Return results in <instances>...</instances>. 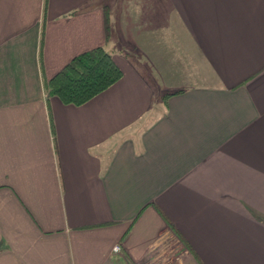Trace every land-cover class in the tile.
Wrapping results in <instances>:
<instances>
[{"label":"crops","instance_id":"obj_1","mask_svg":"<svg viewBox=\"0 0 264 264\" xmlns=\"http://www.w3.org/2000/svg\"><path fill=\"white\" fill-rule=\"evenodd\" d=\"M0 264H264V0H0Z\"/></svg>","mask_w":264,"mask_h":264},{"label":"trees","instance_id":"obj_2","mask_svg":"<svg viewBox=\"0 0 264 264\" xmlns=\"http://www.w3.org/2000/svg\"><path fill=\"white\" fill-rule=\"evenodd\" d=\"M111 13L105 7L106 37L111 36ZM123 69L114 58L112 51L105 46L93 47L74 56L63 69L46 81L49 95L59 97L66 104L83 105L109 89L123 77ZM184 89L168 91L167 99Z\"/></svg>","mask_w":264,"mask_h":264},{"label":"built area","instance_id":"obj_3","mask_svg":"<svg viewBox=\"0 0 264 264\" xmlns=\"http://www.w3.org/2000/svg\"><path fill=\"white\" fill-rule=\"evenodd\" d=\"M120 249V246H115V250L118 251Z\"/></svg>","mask_w":264,"mask_h":264}]
</instances>
